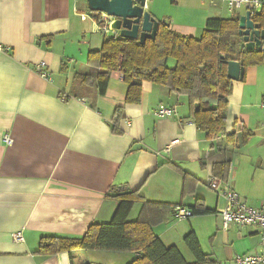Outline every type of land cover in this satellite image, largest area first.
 <instances>
[{"label": "crops", "instance_id": "obj_1", "mask_svg": "<svg viewBox=\"0 0 264 264\" xmlns=\"http://www.w3.org/2000/svg\"><path fill=\"white\" fill-rule=\"evenodd\" d=\"M144 4L150 17L185 37L198 38L208 19L243 15L214 0ZM93 13L84 0H0V264H70L66 252L34 255L38 241L78 239L91 224L108 223L118 201L106 195L121 187L173 209L187 210L203 200L214 212L188 219L175 210L168 214L153 228L167 247L180 250L184 235L193 231L217 264H233L235 255L257 250L259 227L231 225L223 231L217 215L223 199L204 182L214 166L229 161L236 195L251 208L264 204V63L247 67L243 80L233 82L224 134L240 135L244 128L251 135L239 149L224 151L223 134L208 140L188 119L186 96L143 82L140 102L126 104L122 72L109 73L103 95L74 78L90 71L89 51L119 37L115 31L100 32ZM38 62L46 64L47 80L36 73ZM174 64L167 62L169 68ZM160 105L174 109L175 115L156 117ZM119 107L115 133L111 121ZM4 135L12 139L10 146ZM180 172L197 181L195 187L186 184L185 197ZM140 207L136 203L131 210L136 208V218ZM15 233L21 234V243L12 240ZM98 252H75V262L95 264L90 258Z\"/></svg>", "mask_w": 264, "mask_h": 264}, {"label": "trees", "instance_id": "obj_2", "mask_svg": "<svg viewBox=\"0 0 264 264\" xmlns=\"http://www.w3.org/2000/svg\"><path fill=\"white\" fill-rule=\"evenodd\" d=\"M251 20L264 29V10L253 15ZM238 22L239 16L230 19H208L201 35L195 38L176 34L169 29L168 23L157 21L155 39L146 40L143 45L135 40L112 36L100 44L99 50L88 52L87 64L90 71L77 73L74 78L86 86L94 85L98 93L103 95L109 73L120 71L123 83L127 85L126 104L140 102L143 82L166 87L176 95L188 97V119L199 131L204 132L208 140L223 134L224 151L237 150L247 143L251 133L243 128L240 135L224 134L225 116L233 87V81L227 77L225 62L239 61L244 71L247 67L264 63L263 52L248 53L244 50L237 33ZM221 55L224 60H221ZM168 60H174V67L167 66ZM121 112L120 107L115 108L111 121L115 133H119L118 121ZM228 168L229 161L218 164L213 167L212 176L226 182L230 179ZM180 173L182 195L185 197L189 194L186 184L191 182L195 187L197 181L185 172ZM106 197L118 201V206L108 223L91 224L78 239L41 238L33 254L54 256L66 252L70 264H92L85 261L75 262L74 253L125 251L134 255L127 264H217L211 256L203 252L193 231L183 238L186 249L193 257L192 262H186L175 246L167 247L156 237L153 228L162 224L167 215L174 211L170 204L146 201L137 190L128 191L122 187L110 188ZM136 203L141 204L139 214L135 220L128 221L130 211ZM187 210L191 212V217L201 218L214 214L206 209L204 201L199 199Z\"/></svg>", "mask_w": 264, "mask_h": 264}, {"label": "built area", "instance_id": "obj_3", "mask_svg": "<svg viewBox=\"0 0 264 264\" xmlns=\"http://www.w3.org/2000/svg\"><path fill=\"white\" fill-rule=\"evenodd\" d=\"M221 3L229 10V12H241L246 14L250 13V18L253 15L260 13L264 10V0H214ZM93 21L97 25V28L104 35L111 32L112 19L104 13L94 12ZM83 19L87 18L86 15L81 16ZM46 64L44 62H38L35 65L36 73L43 79H48V73L45 70ZM159 108L154 112L158 118H169L175 115V111L172 108L158 106ZM260 107L264 108V101L260 103ZM3 142L10 146L12 139L9 136H3ZM168 152V148L165 149ZM231 180L222 182L219 179L209 176L206 179V187L220 196L223 199L224 206L218 210V215L221 221V228L223 231L229 229L231 225H235L240 228L258 226L260 229V244L259 248L250 254L235 255L231 260L233 264H264V204L259 208H251L245 204V201L236 195L234 192ZM175 213L180 218L191 217V212L182 208L174 209ZM12 240L15 243H21L23 238L20 233L12 234Z\"/></svg>", "mask_w": 264, "mask_h": 264}, {"label": "water", "instance_id": "obj_4", "mask_svg": "<svg viewBox=\"0 0 264 264\" xmlns=\"http://www.w3.org/2000/svg\"><path fill=\"white\" fill-rule=\"evenodd\" d=\"M88 10L101 12L112 19L111 30L118 33L119 38L135 40L140 45L146 40H154L157 21L145 11V0H84ZM238 36L243 42L246 52L264 53V29L254 24L250 13L239 17ZM221 60L224 56L221 55ZM227 77L235 81H241L244 75V67L239 61H226Z\"/></svg>", "mask_w": 264, "mask_h": 264}, {"label": "rangeland", "instance_id": "obj_5", "mask_svg": "<svg viewBox=\"0 0 264 264\" xmlns=\"http://www.w3.org/2000/svg\"><path fill=\"white\" fill-rule=\"evenodd\" d=\"M135 211L136 208H134L133 211H131L130 215L128 216V221H133V219L136 218L137 212ZM186 248L187 247L183 243V245H180L179 251L184 256L186 262H192L193 257ZM131 256L132 253L129 254V252H125V251L124 252L101 251L98 255H95L94 258L92 257L90 259L97 261L95 264H127L131 261Z\"/></svg>", "mask_w": 264, "mask_h": 264}]
</instances>
